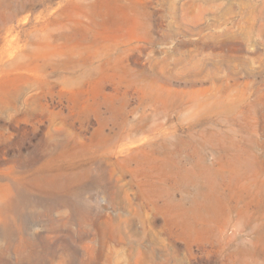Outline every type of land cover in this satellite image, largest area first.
<instances>
[{"label": "rangeland", "instance_id": "374dc122", "mask_svg": "<svg viewBox=\"0 0 264 264\" xmlns=\"http://www.w3.org/2000/svg\"><path fill=\"white\" fill-rule=\"evenodd\" d=\"M0 264H264V0H0Z\"/></svg>", "mask_w": 264, "mask_h": 264}]
</instances>
